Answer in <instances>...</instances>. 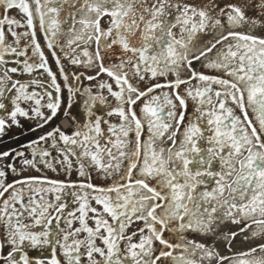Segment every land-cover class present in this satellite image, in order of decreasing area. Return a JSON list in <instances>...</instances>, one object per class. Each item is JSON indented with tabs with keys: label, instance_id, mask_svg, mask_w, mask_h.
<instances>
[{
	"label": "snow or ice",
	"instance_id": "obj_1",
	"mask_svg": "<svg viewBox=\"0 0 264 264\" xmlns=\"http://www.w3.org/2000/svg\"><path fill=\"white\" fill-rule=\"evenodd\" d=\"M0 264H264V0H0Z\"/></svg>",
	"mask_w": 264,
	"mask_h": 264
},
{
	"label": "flooded vegetation",
	"instance_id": "obj_2",
	"mask_svg": "<svg viewBox=\"0 0 264 264\" xmlns=\"http://www.w3.org/2000/svg\"><path fill=\"white\" fill-rule=\"evenodd\" d=\"M67 124V123H66ZM13 132L14 133H18L19 132V129H13ZM40 133L39 132H37V133H35L34 135H39ZM49 175H51V173H49Z\"/></svg>",
	"mask_w": 264,
	"mask_h": 264
},
{
	"label": "water",
	"instance_id": "obj_3",
	"mask_svg": "<svg viewBox=\"0 0 264 264\" xmlns=\"http://www.w3.org/2000/svg\"><path fill=\"white\" fill-rule=\"evenodd\" d=\"M65 127H67V124L65 123Z\"/></svg>",
	"mask_w": 264,
	"mask_h": 264
}]
</instances>
